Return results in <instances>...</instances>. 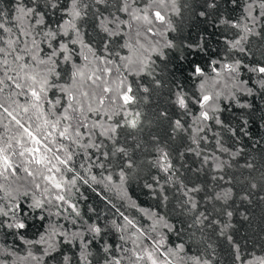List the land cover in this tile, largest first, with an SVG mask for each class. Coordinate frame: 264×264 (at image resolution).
<instances>
[{"label":"snow or ice","instance_id":"obj_1","mask_svg":"<svg viewBox=\"0 0 264 264\" xmlns=\"http://www.w3.org/2000/svg\"><path fill=\"white\" fill-rule=\"evenodd\" d=\"M0 264H264V0H0Z\"/></svg>","mask_w":264,"mask_h":264}]
</instances>
